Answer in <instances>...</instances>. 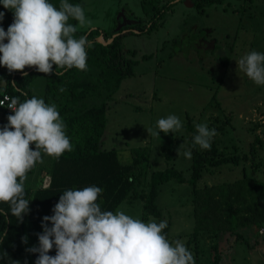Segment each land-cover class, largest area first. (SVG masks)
I'll return each mask as SVG.
<instances>
[{"label": "rangeland", "instance_id": "374dc122", "mask_svg": "<svg viewBox=\"0 0 264 264\" xmlns=\"http://www.w3.org/2000/svg\"><path fill=\"white\" fill-rule=\"evenodd\" d=\"M166 4L151 32L137 30L123 38L124 49L139 63L135 75L127 76L107 100L101 148L117 150L128 164L135 148L148 147L147 179L152 171L171 167L190 178L192 156L183 154L191 150V132L184 127L189 117L210 129L225 122L218 132L222 155L247 153L252 158L250 145L260 137L254 160L258 167L253 168L252 159L207 165L198 182L201 194L191 184L172 179L160 186L157 204L170 224L169 241H183L199 264H214L216 245L223 250L221 264H264V192L254 189L256 181L264 182V86L252 82L236 64L250 51L264 53V0H225L202 9L192 0H82L91 26H77L114 35L125 26L149 24ZM212 38L218 39L215 52L207 48ZM220 56L228 57L227 65ZM45 84L46 74L39 73L30 85L31 97L44 99ZM102 94L89 98V105L102 102L107 92ZM169 115L180 118V131L159 136L147 132L159 131L156 122ZM47 158L43 156L42 168ZM140 189L149 191V186L144 182ZM229 205L239 209L241 239L230 231ZM117 210L158 223L153 215L143 219L144 202L139 199L124 201Z\"/></svg>", "mask_w": 264, "mask_h": 264}, {"label": "clouds", "instance_id": "9594fccd", "mask_svg": "<svg viewBox=\"0 0 264 264\" xmlns=\"http://www.w3.org/2000/svg\"><path fill=\"white\" fill-rule=\"evenodd\" d=\"M0 4L13 13L7 31L0 27V66L9 73L19 71L27 76L24 70L35 68L50 75L53 65L62 70H56L57 76L73 68L87 69L91 42L85 35L75 38L78 26H91L81 4L70 0H60L59 8L49 0H0ZM4 15L0 12V21ZM70 20L77 21L78 26ZM236 64L252 82L264 86V53L250 51ZM12 84L15 86V81ZM59 91L64 92L65 88ZM6 99L12 114L0 128V203L9 205L10 214L22 222L30 211V200L25 199L28 173L37 163H43V156L59 160L73 150V145L55 103L47 104L35 96L23 102L18 96ZM156 127L159 131L147 132L154 136L175 133L183 128V123L176 115H169L159 119ZM195 128L193 147L210 150L216 130L207 123L196 124ZM183 154L191 159V150ZM102 192V188L91 185L82 190L68 189L60 195L51 210L53 214L42 218L43 231L36 234L38 246L26 249L38 254L35 264H195L183 241L167 239V220L145 222L121 210L102 211L97 203ZM8 214L0 209V215ZM21 239L27 244V236ZM53 248L55 255H49ZM7 255L4 252L0 259ZM11 264L19 261L11 260Z\"/></svg>", "mask_w": 264, "mask_h": 264}, {"label": "trees", "instance_id": "16d2710c", "mask_svg": "<svg viewBox=\"0 0 264 264\" xmlns=\"http://www.w3.org/2000/svg\"><path fill=\"white\" fill-rule=\"evenodd\" d=\"M82 0H70L73 4H81ZM198 8H204L216 3H223L225 0H192ZM59 8L60 0H49ZM170 4L164 5L150 19L149 24H136L134 26H125L121 28L118 34L111 42L102 43L98 38L103 34L109 40L113 33H109L101 28L91 30H81L75 33V38L82 35L87 36L91 42V47L87 49V69L79 71L75 68L65 71L62 76L56 75L57 71L53 65V72L46 74V84L44 91V101L47 104L55 103L57 109L66 124V134L69 136L73 145L71 152H65L59 160L48 157L46 164L35 166L29 173L25 182V199L30 200L28 214H25L23 221L19 222L9 211V205L0 203V209L9 214L0 215V238L3 243L0 244V256L4 252L8 255L0 259V264H11L12 261H19V264H35L38 254L29 253L27 248L34 245L38 246L37 233H42V218L46 215H52V208L58 202L60 195L68 189L82 190L84 187L95 185L103 189L97 203L100 204L102 211H112L115 213L118 207L124 202L133 203L134 200L144 202L143 219L148 220L151 215L158 218V223L164 220L163 211L157 204L160 186L172 179L180 183H189L193 190L201 194L198 182L203 178L207 165L218 166L222 164L233 163L239 165L242 161H250L256 168L259 162H255L257 151V142L261 141L257 136L256 141L250 145L252 158L245 153L244 155L228 154L222 155L218 147V132L224 130L225 122L215 127L217 135L211 142V149L201 151L199 146L193 147V136L196 134L195 125L199 124L189 117L184 126L191 132L188 140L192 152L191 176L186 178L184 174L175 167L164 170L152 171L150 178L148 172L150 169V157L148 147H138L133 150L132 161L128 164L122 163L119 153L115 149L101 148V141L107 128V111L109 104L107 100L112 97L114 92L119 89L122 81L127 76L135 75V66L139 63L129 54L132 51L123 47V38L126 35L136 32H151L158 26L163 17L166 8ZM0 12H4L3 21H0V27L7 31L8 26L13 22V13L4 9L0 4ZM70 23L77 25V21L70 20ZM212 32L208 29L207 32ZM207 48L212 52L218 49V39L207 40ZM7 42V41H5ZM144 58H148L145 55ZM220 60L227 65L228 57L220 56ZM27 76L21 72L9 73L7 68L0 66V99L9 94L10 97H19L23 102L31 97V83L38 76L39 72L35 68H26ZM16 85L13 86L12 82ZM65 88L64 92L59 89ZM107 92L103 101L89 105L88 99L95 96H103ZM26 93V95H22ZM12 113L6 111L5 107L0 105V128L7 124V117ZM35 150V145L31 146ZM42 169V170H41ZM36 176L39 182L44 181L46 175L51 176L49 187L33 186L31 178ZM144 178V180H143ZM149 186V191L141 190L142 183ZM254 189L264 192V182L256 181ZM200 194L198 196H200ZM196 208V207H195ZM198 208V207H197ZM230 231L235 233L237 238H242L238 232L239 227V209H233L229 205ZM51 224L49 223V227ZM6 233V237L4 236ZM167 239H170V224L164 229ZM27 236V244L22 243V237ZM214 264L222 262V248L215 246ZM55 255V248L49 253ZM195 264L199 260L194 256Z\"/></svg>", "mask_w": 264, "mask_h": 264}, {"label": "built area", "instance_id": "2783aa9c", "mask_svg": "<svg viewBox=\"0 0 264 264\" xmlns=\"http://www.w3.org/2000/svg\"><path fill=\"white\" fill-rule=\"evenodd\" d=\"M100 41L101 42H104L106 43L108 40L104 37V35L102 34L100 37H99ZM7 97H10L9 94H5L1 99H0V105L5 107L6 111L11 113V110L9 108H7V105H8V100L6 99ZM50 183H51V176L50 175H46L45 178H44V181H43V187H49L50 186ZM262 233L264 232V229H262L261 231Z\"/></svg>", "mask_w": 264, "mask_h": 264}, {"label": "crops", "instance_id": "0c3cea01", "mask_svg": "<svg viewBox=\"0 0 264 264\" xmlns=\"http://www.w3.org/2000/svg\"><path fill=\"white\" fill-rule=\"evenodd\" d=\"M40 163H38V165H39ZM34 178H36V176H34L33 178H31V180H32V183H33V186H42L43 187V181L42 182H39L37 179L35 180V182L33 181L34 180Z\"/></svg>", "mask_w": 264, "mask_h": 264}, {"label": "water", "instance_id": "95a60500", "mask_svg": "<svg viewBox=\"0 0 264 264\" xmlns=\"http://www.w3.org/2000/svg\"><path fill=\"white\" fill-rule=\"evenodd\" d=\"M188 2H190V1H188ZM121 29V28H120ZM119 29V30H120ZM119 30H118V32H119ZM118 32L116 33V34H114L113 35V37L112 38H110L105 44H107L108 42H111L112 40H113V38L118 34ZM98 40L100 41V39L98 38ZM101 42V41H100ZM102 43H104V42H102Z\"/></svg>", "mask_w": 264, "mask_h": 264}]
</instances>
